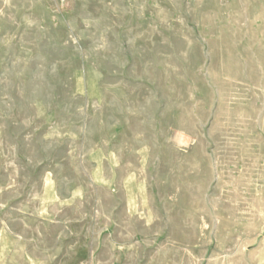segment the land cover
Here are the masks:
<instances>
[{
    "label": "rangeland",
    "instance_id": "rangeland-1",
    "mask_svg": "<svg viewBox=\"0 0 264 264\" xmlns=\"http://www.w3.org/2000/svg\"><path fill=\"white\" fill-rule=\"evenodd\" d=\"M0 264H264V0H0Z\"/></svg>",
    "mask_w": 264,
    "mask_h": 264
}]
</instances>
